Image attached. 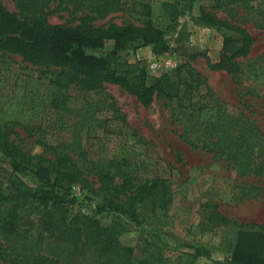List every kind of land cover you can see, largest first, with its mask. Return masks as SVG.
<instances>
[{
	"label": "trees",
	"instance_id": "obj_1",
	"mask_svg": "<svg viewBox=\"0 0 264 264\" xmlns=\"http://www.w3.org/2000/svg\"><path fill=\"white\" fill-rule=\"evenodd\" d=\"M214 1L216 6L221 0ZM236 1L239 0H226ZM14 2L17 12L8 10L0 0V52L17 54L32 65L59 68V72L51 81L55 89L49 101L45 93L35 92L27 97L23 85L8 87L0 98V129L20 125L30 132H45V127L36 124L49 110L69 111L62 90L71 86L90 93L110 83L133 95L145 108L156 98L162 99L171 112L172 123L178 122V134L183 141L192 148L224 156L240 176L263 170L264 162L259 158L264 143L253 120L218 98L206 78L191 64V60L202 57L210 70L238 77L242 72L238 58L246 57L254 43L245 27L201 9L199 20L215 27L223 37L217 60L212 61L205 52L194 51L174 70L147 83L145 69L122 59L120 53L147 45L156 55L169 49L165 30L155 21L151 2L127 6L128 16L137 24L97 26L90 22L122 10V0ZM59 9L67 10L79 23H50L48 15ZM77 12L79 17H75ZM107 41L112 42V48L103 54L87 52L102 48ZM88 100L93 107L80 113V119L86 115L92 119L96 112L117 111L112 98L108 101L90 96ZM0 137V152L8 158L12 169L28 171L34 180V185L29 186L13 172L7 176L0 173V264H158L155 253H141L133 245L122 243L118 232L103 226L96 215H70L66 203L71 186L79 183L99 196L95 214L115 213L137 221L149 212L168 209L172 197L165 175L152 172L148 165L142 173L131 170L125 152L118 160L100 156L93 159L75 133L70 142L46 144L49 158L32 156L9 141L7 135ZM249 190L243 187L242 193L248 194ZM208 205L212 222L239 227L230 263L264 264V224L232 221L215 205ZM33 206L36 212L29 213ZM246 225L252 228H242Z\"/></svg>",
	"mask_w": 264,
	"mask_h": 264
},
{
	"label": "rangeland",
	"instance_id": "obj_2",
	"mask_svg": "<svg viewBox=\"0 0 264 264\" xmlns=\"http://www.w3.org/2000/svg\"><path fill=\"white\" fill-rule=\"evenodd\" d=\"M2 1L8 10L18 11L14 0ZM122 2V10L90 23L96 26L137 24L128 16L127 6L133 2L153 4L155 21L165 30L169 49L156 55L152 53L151 45H147L130 47L120 53L122 59L145 69L147 83L174 70L194 51L205 52L212 61L217 60L223 37L215 27L199 20L201 9L245 27L254 43L246 57L238 58L242 68L238 77L233 78L222 70H210L202 57L191 60V64L206 78L218 98L253 120L264 143V0H239L236 3L221 0L216 6L214 0ZM79 16L80 12H77L75 17ZM73 18L63 9L48 15L52 24H78L79 21ZM111 48L112 42L107 41L102 48L87 52L99 56ZM58 72L59 68L32 65L17 54L0 52V98L8 87L20 84L25 87L27 97L35 92L45 93L46 101H49L55 89L51 81ZM61 92L69 111L49 110L41 123L36 124L45 127V132H30L20 125H10L1 128L0 135H7L9 141L32 156L49 158L51 154L45 152L46 144L70 142L75 133L93 159L100 156L118 160L125 152L128 167L137 173H142L145 165L151 166L152 172L162 173L168 178L172 197L167 210L149 212L133 221L115 213L95 214L99 196L75 183L66 203L70 215H96L103 226L118 232L122 243L133 245L135 251L141 253H155L158 264H231L230 255L239 227L232 223L217 225L212 222L208 218L211 208L208 204L215 205L232 221L264 224V168L255 174L240 176L224 156L192 148L179 137L180 126L178 122L172 123L171 112L162 99L156 98L145 108L133 95L110 83H104L90 93L71 86ZM90 96L108 101L112 98L117 111L96 112L92 119L88 115L80 119V113L93 107L87 102ZM259 161L264 162V151ZM0 167L2 175L13 172L27 185H34L32 174L14 171L1 152ZM243 187L255 189L243 194ZM33 207L28 209L29 213L36 212Z\"/></svg>",
	"mask_w": 264,
	"mask_h": 264
}]
</instances>
